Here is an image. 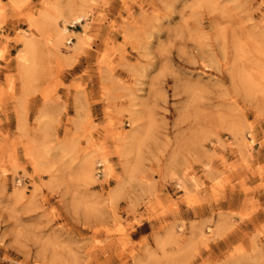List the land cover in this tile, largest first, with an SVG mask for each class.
<instances>
[{
    "label": "rangeland",
    "instance_id": "1",
    "mask_svg": "<svg viewBox=\"0 0 264 264\" xmlns=\"http://www.w3.org/2000/svg\"><path fill=\"white\" fill-rule=\"evenodd\" d=\"M0 264H264V0H0Z\"/></svg>",
    "mask_w": 264,
    "mask_h": 264
}]
</instances>
